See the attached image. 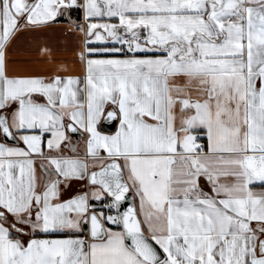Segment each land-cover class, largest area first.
I'll return each instance as SVG.
<instances>
[{
    "label": "snow or ice",
    "instance_id": "6c2138e0",
    "mask_svg": "<svg viewBox=\"0 0 264 264\" xmlns=\"http://www.w3.org/2000/svg\"><path fill=\"white\" fill-rule=\"evenodd\" d=\"M73 9L82 74H15ZM256 184L264 0H0V264H264Z\"/></svg>",
    "mask_w": 264,
    "mask_h": 264
},
{
    "label": "crops",
    "instance_id": "0c3cea01",
    "mask_svg": "<svg viewBox=\"0 0 264 264\" xmlns=\"http://www.w3.org/2000/svg\"><path fill=\"white\" fill-rule=\"evenodd\" d=\"M69 15L71 19L63 16L58 17L57 22H54L50 27L39 30L40 34L38 36L28 35L26 33L21 34L23 37L19 45V51L21 54L10 56L9 59L42 61V63L24 66L28 69L27 71L17 70L15 74L48 76L55 73L57 68L61 66L66 68L68 71L67 73L60 72V75L82 74L75 55L76 51L80 48L82 37L78 31L73 30L72 25V21H76L77 23L82 22V15L75 9L71 10ZM39 46H45L50 49L51 56H40L38 54ZM49 60L52 61V63H49ZM9 74H13V70L11 68L9 70ZM114 132L115 130L110 133L104 132V134H114ZM69 135L71 137L72 144H79V149L82 154L83 141L81 140V137L77 140L73 134ZM62 149H64V153L66 155H71L64 145H62ZM70 188L71 191L67 193V196L69 197L74 194L75 191L80 190L79 182H72ZM253 188L257 192L264 191V185L256 184L253 185Z\"/></svg>",
    "mask_w": 264,
    "mask_h": 264
},
{
    "label": "water",
    "instance_id": "95a60500",
    "mask_svg": "<svg viewBox=\"0 0 264 264\" xmlns=\"http://www.w3.org/2000/svg\"><path fill=\"white\" fill-rule=\"evenodd\" d=\"M115 123L113 124H104L102 123L101 125V129L102 131L104 132H107V133H110V132H113L115 130ZM73 136L78 140V138L80 137L79 134H73ZM132 197H131V194H129V200H131ZM126 207H127V203H125L122 207V210H126Z\"/></svg>",
    "mask_w": 264,
    "mask_h": 264
}]
</instances>
